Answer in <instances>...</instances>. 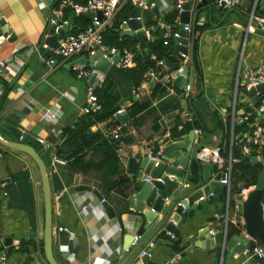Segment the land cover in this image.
Masks as SVG:
<instances>
[{
  "label": "crops",
  "instance_id": "obj_1",
  "mask_svg": "<svg viewBox=\"0 0 264 264\" xmlns=\"http://www.w3.org/2000/svg\"><path fill=\"white\" fill-rule=\"evenodd\" d=\"M177 2L163 0L159 22H163L167 12L176 8ZM253 3V0H242L237 8L223 9L214 0H206L197 20L193 22L195 6L189 24V49L192 36L196 48L193 56L189 50L184 63L179 64L187 66L184 86L175 82L176 75L171 89L160 84L157 91L158 81L149 77L147 72L140 84L135 86L125 74V69L118 68L114 63L105 72L94 70L93 78L91 75L78 77L79 68H92L77 66L73 62L91 54L77 53L63 60L54 54L59 42L54 49L46 51L44 39L53 13V3L49 6L45 0H0V30L5 28V32H0V63L9 62L15 70L14 76L0 72V121L17 126L42 142L38 152L47 165L50 179L52 249L59 264H122L129 257L135 247L126 249L125 238L134 233H141L144 238L155 222L146 227L147 221L137 216L129 206L131 179L127 173L128 158L136 152L146 155L150 148L163 147L167 140L179 137L172 136L175 130L182 131V137L193 131V139H187L192 147L197 146L199 141L209 150L219 148L226 166L231 163L233 168V164L238 163L235 149L240 148L241 159H248L252 164L261 162L263 170L261 159L264 156L261 151L254 156L253 151L250 155L243 153L242 145L248 141L250 129L247 123L239 122L241 117H247L250 121L259 116L258 103L252 104L253 98L246 93L249 86L243 79V74L254 69L264 53V33L258 32L253 25L252 29L247 27L252 13L260 21L264 20V14L259 13V8L256 9L257 2L255 6ZM258 6L264 9L262 2ZM129 11L123 6L119 9L106 26L104 39L117 47L115 42L125 41L128 45L121 49L132 50L134 54L136 51L144 52L145 44H139L132 37L120 38L118 34L117 29ZM73 13L71 9H66L61 17L63 21L71 18L72 31L68 33L80 31L91 23L81 15L72 16ZM178 18L179 15L174 25H169L171 30L179 25ZM155 25L150 24L147 33L149 40L157 36L154 45L163 40V36L155 31ZM196 26H203L204 30L197 33ZM168 44L174 47L173 39ZM172 55L175 59L171 61L179 62L173 52ZM50 58L55 59L53 64L48 63ZM135 64L134 59L132 66ZM106 79L115 84L120 95L119 110H127L135 101L146 104L138 116L141 121L136 124L132 123L133 119L128 114L130 118L125 124L114 116L89 126L88 135L92 137L88 140L92 142L84 148V161L86 164L103 161L114 146L120 171L118 175L127 179L114 186L112 182L118 175L111 176L106 169L84 170L56 155L58 148L69 153V145L63 144L66 140L63 130L75 126L79 117L85 114L81 109L87 103L89 90L96 91ZM45 114L46 118L43 117ZM179 125L183 127L179 129ZM117 128L121 133L119 140L111 136V132ZM0 136L13 140L1 127ZM168 163L178 166L174 159ZM214 172L217 170L213 167ZM79 185L96 189L115 214H108L98 196L91 191L79 190ZM251 188H245L235 197L244 198ZM122 189L125 190L124 194L121 193ZM0 191L4 192H0V252L10 260L43 264L46 262L42 253L44 198L39 169L26 153L1 144ZM218 204L206 202L202 209L189 211L186 219L177 224L180 237L172 239L168 232L161 235L162 227L159 228L141 247L144 249L149 242H153L151 257L146 264H162L172 257L176 258L178 264L183 255L188 257L187 264H259L257 259L247 258L244 253L230 255V251L216 245L201 249L187 241L188 237L196 236L206 227L216 232L224 229L225 223L219 221L216 212ZM229 222L239 223L240 228L243 227L242 218L235 213H231ZM58 227L63 229L60 231ZM208 235L213 234L208 231ZM8 237L12 243L4 245ZM21 241L28 242L26 250L25 247L23 250V246L19 248ZM173 241L184 247L181 253L173 251ZM140 262L138 251L128 264Z\"/></svg>",
  "mask_w": 264,
  "mask_h": 264
},
{
  "label": "water",
  "instance_id": "obj_2",
  "mask_svg": "<svg viewBox=\"0 0 264 264\" xmlns=\"http://www.w3.org/2000/svg\"><path fill=\"white\" fill-rule=\"evenodd\" d=\"M54 1L45 0L49 6L52 3L55 4L56 1ZM179 1L181 8L178 18L179 25L174 29L179 36L173 38L174 53L178 57L179 62H172L167 57L159 54L154 47V41L157 40V36H152L149 40L147 35L150 30L149 25L152 23H156L155 31H158L161 36H163L165 30L168 28L167 26L162 27L159 23L163 0H144L146 7L143 5H134L132 0H127L125 6L130 11L125 15L124 20L117 29L120 38L132 37L139 44H145L144 52L161 59L166 65L167 70L177 69L180 62H184L182 53L188 55L190 50L193 56L195 40L192 36L189 49L191 34L185 29V26L191 23L192 9L196 6V12L193 17V22H195L199 12L203 8L202 4L206 2V0ZM208 8H210L209 5ZM72 16L75 17L77 15L73 13ZM81 16L89 20H92L94 16H97L100 20L103 18L102 12L99 10L86 12ZM67 22L65 24L61 17H58L54 13L51 14L50 23L47 26V36L44 39V43L47 46L46 51L54 49L56 43H60L63 37L69 31H72V25H70L71 18ZM250 22L257 28L258 32L264 33L260 29V27L264 26V20L258 21L252 18ZM0 32H5V28L3 27ZM1 40L2 37H0ZM79 53L83 54L84 51H80ZM118 58L119 54L113 56L112 60H110L104 57L102 52L97 49L90 56L84 55L78 58L73 64L77 66H89L94 70L105 72L111 66L112 62L118 61ZM186 73L187 66L184 65L181 75L175 77V82L184 86ZM93 77L94 74L91 75V78ZM263 91L264 83H260L254 87H249L246 93L248 97L253 98L252 104L256 105L258 103L257 94ZM115 118L121 124H125L130 117L127 110H121L115 114ZM0 127L13 138V140H8L0 136V144L7 148L26 153L39 169L44 198L43 241L45 259L47 264H59L54 257L52 249L53 207L50 179L47 165L38 152V148L42 142L37 137L23 132L19 127L7 121H0ZM193 136V131H190L185 137L179 136L167 140L162 147L163 159L159 162H156L141 152H136L128 158L127 173L131 179V186L128 192L129 206L134 213L138 214L137 216L147 221L146 227H149L151 223L155 222V224L122 264H128L143 244L161 227V235H165L168 232L175 237H180V228L177 227V224L182 219H186V214L189 211L202 209L206 202L208 204L219 203L216 212L219 216V221L224 222L225 227L212 236L208 235L209 228L206 227L199 231L196 236L188 237L187 241L194 244L195 247L208 249L216 245L220 246L223 250L230 251V255H233L243 253L245 249H251L256 240H264V168L261 171L255 187L248 190L244 198L237 199L235 195L231 194V190L227 197V186L219 178L214 176L212 162L209 161L206 154H202V149L206 145L198 141L197 146L192 147V145L187 143V139L191 141ZM170 159L176 160L178 166L168 163ZM261 160L264 164V157ZM193 165L196 167V173L192 168ZM77 188L79 190L91 191L100 200L103 199L102 195L90 186L79 185ZM102 203L108 214H115L109 203L105 202V200ZM59 207L60 204H58ZM226 213L228 216L227 221H225ZM231 213H235V215H239L242 218L243 227H239L238 232L233 233L229 229L228 224ZM132 238V234L125 238L124 247L126 249L129 247ZM159 242H162V240ZM11 243V238H5L4 245H10ZM148 250L151 253V249ZM2 253L0 252V255ZM148 260L146 255L141 258L140 264H146ZM187 263V255H183L178 261V264Z\"/></svg>",
  "mask_w": 264,
  "mask_h": 264
},
{
  "label": "built area",
  "instance_id": "obj_3",
  "mask_svg": "<svg viewBox=\"0 0 264 264\" xmlns=\"http://www.w3.org/2000/svg\"><path fill=\"white\" fill-rule=\"evenodd\" d=\"M127 0H88L86 3H77L73 0H61L58 3L53 4L52 12L58 17H62L63 13L66 9H71L72 12L78 15H82L83 13L90 11H101L103 18L100 20L97 16H94L91 20V23L86 26L84 29L77 32H70L65 35L63 40L59 43V45L54 49V54L60 56L63 60L70 59L73 55L79 53L80 51L87 52L89 54H93L97 49H99L103 56L112 60L113 56L119 54V58L117 62H112L116 64V66L120 69H127L133 65L135 54L132 50L129 49H119L115 45L108 44L104 39V31L106 26H108L114 16L117 14L119 9L125 5ZM216 5L223 9H232L237 8L242 0H214ZM253 6H255L257 0H253ZM134 5H143L146 7L144 0H132ZM176 9H178V15L181 11L180 1L178 0L176 4ZM252 18L260 21L259 17L253 16L251 14L250 20ZM249 20L247 25L248 29H252V24ZM63 23H68L67 20H64ZM162 27L167 26L168 28L165 30L163 34V44H168L170 39L174 37H178L179 34L175 30H171L169 25L164 22H159ZM255 28V27H254ZM187 31L190 30V26H185ZM262 31H264V26L260 27ZM184 57V61L188 55L184 53L181 54ZM152 58L155 59L156 67H152L148 69L147 75L163 85L164 87L171 89V83L173 78L176 75H181V71L184 65H179L177 69L167 70L164 62L161 59H158L154 55ZM55 62L54 58H50L48 60L49 64H53ZM184 63V62H183ZM11 63H0V72L8 73L11 75H15L13 72ZM94 69L89 70L86 68L78 69V77H87L93 75ZM243 79L247 86L254 87L260 83H264V53L261 57L258 65L251 70L246 71L243 74ZM258 96V117L250 120L247 117L239 118L240 123H247L250 129V135L248 137V141L242 145L243 153L250 155L254 148H257L258 151H261L264 148V91L257 94ZM101 109V103L97 94L95 93V89H90L88 92L87 103L84 107H82L81 112L87 113L89 111H97ZM118 110L116 113L120 112ZM234 116V109L232 112ZM44 118L47 117V114L43 115ZM234 120V117H233ZM183 126L179 125V129ZM111 136L115 140H119L121 133L119 129H114L111 132ZM209 152V154H208ZM202 154H206L208 156L209 161L212 162L213 167L217 170L214 172V176L219 178L226 186H227V197L229 196L231 185H232V165L229 163L228 166L225 165V159L221 156L219 148L202 149ZM146 155L159 162L163 159L162 147L158 149H148ZM223 175V177H221ZM255 185H252V188ZM245 189L242 190V192ZM1 194L4 192L0 191ZM101 202L104 199L100 200ZM228 204V203H227ZM228 207V205H227ZM228 216L225 214V221H227ZM212 225V223H210ZM62 227H58V230H62ZM216 231L215 229H209V233L212 235ZM171 238L174 239L175 236L171 234ZM143 239V235L141 233H134L133 238L129 246L136 247L140 241ZM153 242H149L147 247L139 250V258L146 256L148 259L151 257V253L148 249L152 248ZM17 247V246H16ZM247 258H255L258 260L259 264H264V240H256L251 249H245L243 252ZM123 255H120L122 257ZM0 264H28L22 260H10L7 258L5 253L0 255ZM162 264H176V258L172 257L168 259L166 262Z\"/></svg>",
  "mask_w": 264,
  "mask_h": 264
},
{
  "label": "trees",
  "instance_id": "obj_4",
  "mask_svg": "<svg viewBox=\"0 0 264 264\" xmlns=\"http://www.w3.org/2000/svg\"><path fill=\"white\" fill-rule=\"evenodd\" d=\"M77 3H86L88 0H73ZM57 1L56 3H58ZM264 3V0H257L256 9L259 8V13L264 14V9H260L258 6L259 3ZM123 8H126L125 5ZM178 16V9H173L170 12H167L163 17V22L168 25H174L175 20ZM118 21L115 22V25H118ZM204 30L203 26H196V32H202ZM115 44L118 45V48H124L128 44L125 41H117ZM155 49L156 51L161 54L163 57H167L170 60H174L175 56L172 55L174 53L173 47L171 45L163 44V40L161 42H155ZM196 48V44H195ZM134 59L136 60L135 66L129 67L124 70L125 74L129 77V79L134 83L135 86H138L141 80L144 78L145 73L148 69L152 67H156V60L152 58L150 54H147L143 51H136ZM160 83L157 85L156 90H160ZM6 86V83L4 84ZM95 93L97 94L99 101L101 103V109L97 111H89L82 116L79 117V120L75 124L73 128H66L63 130V135L66 137V140L63 144H68L70 147L69 153L63 150V148H58L56 151V155L60 158H63L67 161H70L71 164L75 167H79L84 170H88L90 168H99V169H106L109 171L111 176L118 175L119 168L117 166V157L115 155V147L112 146L111 154L107 153V157L105 160L100 161L98 163H85L84 156H85V146L90 145L92 142L90 137L92 135H88L89 133V126L95 122H101L107 120L108 118H114L115 113L119 110L120 104V95L116 90L115 84L106 79L103 85L96 89ZM145 103H139L138 101L133 102L128 108L127 112L130 115L131 119H133L132 123H138L139 119L138 116L141 112L145 109ZM141 121V120H140ZM139 121V122H140ZM197 126L198 123H196ZM186 129V128H185ZM125 131V129H124ZM172 132V136H181L183 133L182 131L178 132L177 130ZM96 135L95 137H98ZM84 143V144H81ZM236 148V147H235ZM235 151L236 156L238 157V163L233 164L232 168V185H231V194H241L242 190L248 188L252 185H255L259 179L260 171L262 168L261 162L256 164H252L248 159H241L242 155L240 153V148H236ZM258 152L257 148L253 149L252 155H256ZM262 155L264 156V148L261 150ZM193 170L196 173V167L193 165ZM127 180L124 176H119L113 180L112 185H117L119 182H125ZM128 186V183H127ZM127 188V187H126ZM125 190H121V193L124 194ZM263 202H264V193H263ZM229 229L231 232H238L239 231V224H228ZM27 243L21 241L19 248L23 250L27 249ZM171 247L173 251L177 253H181L183 251V247L180 246L179 242L173 241L171 242ZM42 253L44 256V250L42 249Z\"/></svg>",
  "mask_w": 264,
  "mask_h": 264
},
{
  "label": "rangeland",
  "instance_id": "obj_5",
  "mask_svg": "<svg viewBox=\"0 0 264 264\" xmlns=\"http://www.w3.org/2000/svg\"><path fill=\"white\" fill-rule=\"evenodd\" d=\"M171 43H172V40H171ZM43 264H47L46 262H43Z\"/></svg>",
  "mask_w": 264,
  "mask_h": 264
}]
</instances>
